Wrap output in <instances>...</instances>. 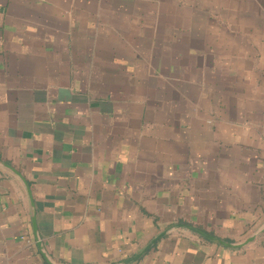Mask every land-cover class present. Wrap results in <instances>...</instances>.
Returning a JSON list of instances; mask_svg holds the SVG:
<instances>
[{
    "label": "crops",
    "instance_id": "crops-1",
    "mask_svg": "<svg viewBox=\"0 0 264 264\" xmlns=\"http://www.w3.org/2000/svg\"><path fill=\"white\" fill-rule=\"evenodd\" d=\"M0 160L55 264H264V0H0ZM0 264H47L1 167Z\"/></svg>",
    "mask_w": 264,
    "mask_h": 264
},
{
    "label": "water",
    "instance_id": "water-1",
    "mask_svg": "<svg viewBox=\"0 0 264 264\" xmlns=\"http://www.w3.org/2000/svg\"><path fill=\"white\" fill-rule=\"evenodd\" d=\"M0 167L6 169L8 172H10L13 176H15L19 182L22 184L27 199H28V204H29V216H30V223H31V228H32V234H33V238L35 241V244L37 246V249L40 253V255L42 256V258L45 260V262L47 264H55L52 259L50 258V255L48 254V252L46 251L44 244L41 240V237L39 235L38 232V228H37V223H36V210H35V206H34V200H33V196H32V191L30 189L29 183L26 180V178L22 175V173H20L18 170H16L15 168H13L12 166L8 165L7 163L3 162L0 160ZM176 228H186L196 234H198L199 236H202L210 241L216 242L222 246H226V247H230V248H239L244 246L245 244H247L248 242H250L251 240H253V238L256 236V234H252L250 236H248L247 238H245L244 240H242L241 242H227L221 238H218L217 236L210 234L209 232H206L196 226L190 225V224H185V223H180L177 224V226H175ZM164 234V233H163ZM163 234H160L159 236L155 237L154 239H152L150 241V243L144 248L143 252H146L149 250V248L159 240V238H161L163 236ZM142 252V253H143Z\"/></svg>",
    "mask_w": 264,
    "mask_h": 264
}]
</instances>
